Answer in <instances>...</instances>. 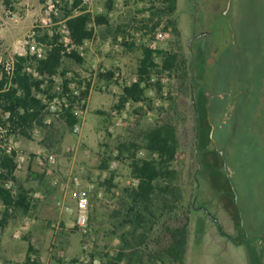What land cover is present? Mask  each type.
Returning <instances> with one entry per match:
<instances>
[{"label": "rangeland", "instance_id": "1", "mask_svg": "<svg viewBox=\"0 0 264 264\" xmlns=\"http://www.w3.org/2000/svg\"><path fill=\"white\" fill-rule=\"evenodd\" d=\"M10 1L11 5L7 6L0 0V57L3 60L21 51L19 40L41 21L46 2ZM105 2L95 0L92 14L103 13ZM146 6L148 0H117L108 15L110 24L115 26L130 15L148 17V11L138 13V9ZM10 12L18 14L19 20L14 21ZM176 16L182 32L183 54L192 63L197 111L201 119L207 117L211 126L206 147L215 149L216 146L224 155V161L212 157L214 160L206 165L205 143L199 142L201 170L197 176L196 201L199 209L192 216L187 264H251L249 247L255 242L254 236L264 234V0H177ZM56 20H64L62 12ZM59 27L45 28L40 36L46 33L51 37L49 31L56 33ZM104 31L105 26L95 25V37L84 45L81 65L66 60L69 78H75L74 82H91L81 131L75 133L60 116L46 112L42 123L29 130V136L7 137L25 158L17 172L19 180L22 178L29 186L33 207L27 214L17 213L5 228H0V244H6L7 232L8 238H18L25 245V241L31 240L30 232L34 234L40 229V248L31 254L36 256V264L47 261L64 264L81 256L82 237L69 211L75 209L78 190L73 178H78L82 187L94 186L89 210V223L96 237L93 255L103 261L110 252H116L119 240L109 235L107 217L115 208L113 194L119 190L108 191L102 183L115 171L114 182L119 188L133 185L129 160L115 159L117 144L136 130L153 124L160 108L170 107V94L177 98L178 107L187 118L181 128V139L186 163L191 162L195 136L193 101L190 96L177 94L167 72L152 75L155 79L152 83L167 78L161 94L156 93L154 86L147 88V101L142 106L133 103L125 116L121 115L120 125L111 116L123 86L138 79L141 45L169 50L174 36L161 26L153 33L129 27L126 34L117 38L109 35L103 39L101 32ZM158 34L161 37L157 38ZM132 41L134 48L124 45ZM157 62L160 64L159 58ZM102 68L113 76L100 77ZM116 72L122 77V84L114 79ZM163 87L167 95L163 94ZM49 155L55 156L54 164L49 162ZM103 156L112 158L107 169H100ZM139 156L146 154L141 152ZM227 178L233 186L241 225L250 237L244 245L230 239V236L236 237L237 230ZM19 180L14 182L13 189L19 187ZM35 193H40V197H34ZM54 225L60 228L56 230ZM0 259L6 264V252H0Z\"/></svg>", "mask_w": 264, "mask_h": 264}, {"label": "trees", "instance_id": "2", "mask_svg": "<svg viewBox=\"0 0 264 264\" xmlns=\"http://www.w3.org/2000/svg\"><path fill=\"white\" fill-rule=\"evenodd\" d=\"M116 1L106 0L105 11L93 15L85 9L80 14L74 13V9L81 4L80 0H74L71 4L69 0H62V18L71 39L78 45L92 40L95 37L92 24L105 26V31L101 32L103 39L109 35L117 38L120 34H126L129 27L142 33H153L160 26L169 31L174 36L172 49H152L145 44L141 45L138 79L123 87L115 108H123L127 101H147L145 92L150 86L155 87L158 95L161 94V83H152L150 80L154 72H167L177 94L190 96L193 101L195 136L191 146V162L187 164L181 139V128L187 118L179 109L177 98L170 94V107L166 110L160 108L161 112L153 124L144 130H136L133 135L117 144L118 154L115 159L129 160L130 174L138 183L119 188L114 182L115 171H111L102 183L108 191L119 190L117 194H113L115 208L107 217L109 235L119 240V246L112 256L107 255L103 259L102 264H187L192 242V216L199 209L196 204L197 176L201 170L199 142L205 143L206 165L214 160L212 157H219L224 161V155L214 148L206 147L209 144L211 126L207 117L201 119V114L197 111L198 104L193 97L194 73L192 63L183 54L182 32L176 16L177 0H148V6L138 9V13L148 11V17L137 18L136 15H130L114 26L110 24L108 15L114 9ZM4 3L11 5L10 0H4ZM39 39L48 45L43 59L17 56L12 76L6 73L4 65L0 63V142L10 135L29 136V130L44 120L46 101L56 95L53 92L54 78L62 77L63 91L71 92L69 83L75 78L67 77L69 68L66 60H74L80 65L84 62L77 52L62 54L59 34L54 33L49 37L44 33ZM124 45L132 49L135 42H125ZM158 58L160 64L157 62ZM29 68L37 71L38 75L34 76L28 71ZM99 76L110 78L113 73H101ZM90 85L89 81L86 89L81 91V97L89 95ZM74 101L75 96L69 94L70 105L59 113L71 128L79 123V118L73 112ZM141 152H145L146 156H139ZM111 159L110 156H103L100 169H107ZM16 172V153L2 151L0 203L3 207L0 210V228H5L17 213L27 214L33 207L29 190L21 186L16 190L7 186L10 181H17ZM227 181L237 230L236 237L230 236V239L237 245H244L250 238L241 225L240 213L228 178ZM221 229L219 226L222 235H225ZM254 238L255 242L249 247V261L251 264H264V247L260 246L258 236ZM34 251L29 243L27 263Z\"/></svg>", "mask_w": 264, "mask_h": 264}, {"label": "built area", "instance_id": "3", "mask_svg": "<svg viewBox=\"0 0 264 264\" xmlns=\"http://www.w3.org/2000/svg\"><path fill=\"white\" fill-rule=\"evenodd\" d=\"M62 0H46L44 4V10H43V18L41 21L36 23L32 30L29 32V34L23 39L19 40V48L21 51L19 52H13V54L9 55L6 60H3L0 57V63H2L6 69V73L9 76L13 75L14 72V66H15V59L17 56H23V57H34L36 59H43L46 55V50L48 49V45L44 42H42L39 39L40 36V31L44 30L45 28L48 27H53L56 25H60V27L57 30V34H59V40L58 42L62 46V54L63 55H68L73 52H77L81 57H84V49H85V44L83 45H78L73 40L71 39L65 21H57L56 19L61 13V7L60 3ZM81 4L77 6L74 9L75 14H80L82 9H85L87 12H90L92 14L93 7H94V2L95 0H80ZM74 0H69V3H73ZM11 13V12H10ZM12 19L14 21L19 20V16L16 13H11ZM92 27L95 29V25L92 24ZM50 35L53 36L54 32L52 30L49 31ZM161 37L160 34L157 35V38ZM93 40V39H92ZM154 46H151L152 49ZM28 71L32 72L34 76H37L38 73L34 69L29 68ZM102 73H106V70L102 68L100 70ZM70 72L67 73V77L69 78ZM73 78V77H71ZM69 78V79H71ZM114 79L118 81L119 84H122L123 79L120 76L119 72H116L114 74ZM55 88H54V93L56 94L53 99H50L46 101V112H51L55 114L56 116H60L59 113L62 111V109L65 107L67 108L70 105L69 102V94H73L75 96V101L73 103V112L77 117L79 118V123H77L74 127L73 130L75 133H79L81 131V125H82V119H83V114L85 112L86 108V101L87 98L81 97V91L86 89V83L82 82V84H78L76 81L71 80L69 83V89L71 92H65L63 91V84L64 80L62 77H55ZM137 81V80H136ZM135 81V82H136ZM151 82H154L155 79L154 77H151ZM167 81V78L160 79L161 85H163ZM124 87V86H123ZM91 89V87H90ZM164 95H167V92L164 90ZM90 93V90H89ZM133 103H136L138 105H143L144 101H139V102H132V101H127L124 105V109L119 111V110H114L111 114L113 120H116V125L121 124V118L126 113L127 110H129L132 106ZM113 127V126H112ZM112 127L110 129H112ZM0 137H2V131L0 130ZM5 151L8 154H11L12 152H15L17 155V171L22 168L23 162L25 158L19 153L17 150V147L14 143H12L10 140L6 138V140H3L0 142V156L1 152ZM49 162L51 164H54L56 162V158L54 155H49ZM113 167V166H112ZM132 184L136 185L138 183V180L135 178H131ZM73 183L74 186L77 190V195H76V206L75 209H68L71 213L74 215V227L77 228L79 233L81 234V256L77 258L75 261L68 262L66 261L64 264H102V260L100 258H97L93 255V246L95 245L96 242V237L95 234L93 233V230L90 226L89 223V210H90V202H91V197H92V190H93V185H89L87 187H82L80 185V181L78 178H73ZM9 188L14 187V182L10 181L7 185ZM2 204L0 203V209H2ZM55 229L58 230L60 227L59 225H54ZM15 236L19 237L18 234H15ZM117 251V250H116ZM115 252H110V256H112ZM28 264H36V256L31 255L30 261Z\"/></svg>", "mask_w": 264, "mask_h": 264}, {"label": "crops", "instance_id": "4", "mask_svg": "<svg viewBox=\"0 0 264 264\" xmlns=\"http://www.w3.org/2000/svg\"><path fill=\"white\" fill-rule=\"evenodd\" d=\"M16 177L19 180V172H16ZM20 185L25 189H29V186L26 182L21 178ZM34 197H40V193H35ZM39 230L37 229L36 233L32 234L30 232V241H25L26 244L23 245L18 238L10 239L8 238V234L6 232V244H0V252H6V264H28L26 261L27 250L29 243L33 246L34 249L40 248L41 235L39 236ZM0 264H5L3 260L0 259ZM46 264H54L52 262H46Z\"/></svg>", "mask_w": 264, "mask_h": 264}, {"label": "flooded vegetation", "instance_id": "5", "mask_svg": "<svg viewBox=\"0 0 264 264\" xmlns=\"http://www.w3.org/2000/svg\"><path fill=\"white\" fill-rule=\"evenodd\" d=\"M230 1V0H229ZM215 149L217 150V148H216V146H215ZM213 218V217H212ZM214 219V221L217 223V225H219V222L216 220V218H213ZM246 232V231H245ZM247 234V233H246ZM257 236H258V239H259V243H260V246L261 247H264V234H261L260 235V233L259 234H257ZM249 237V236H248ZM250 238V237H249Z\"/></svg>", "mask_w": 264, "mask_h": 264}, {"label": "water", "instance_id": "6", "mask_svg": "<svg viewBox=\"0 0 264 264\" xmlns=\"http://www.w3.org/2000/svg\"><path fill=\"white\" fill-rule=\"evenodd\" d=\"M220 153H222V151H220ZM233 187V186H232ZM235 196H236V193H235ZM236 198V197H235Z\"/></svg>", "mask_w": 264, "mask_h": 264}]
</instances>
